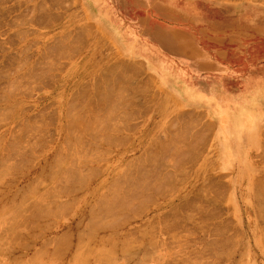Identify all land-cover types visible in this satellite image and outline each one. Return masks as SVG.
<instances>
[{"label":"rangeland","instance_id":"rangeland-1","mask_svg":"<svg viewBox=\"0 0 264 264\" xmlns=\"http://www.w3.org/2000/svg\"><path fill=\"white\" fill-rule=\"evenodd\" d=\"M0 102V264H264V0H0Z\"/></svg>","mask_w":264,"mask_h":264},{"label":"bare ground","instance_id":"bare-ground-1","mask_svg":"<svg viewBox=\"0 0 264 264\" xmlns=\"http://www.w3.org/2000/svg\"><path fill=\"white\" fill-rule=\"evenodd\" d=\"M84 35H85V34H84ZM62 40H63V39H62ZM65 40H66V39H65ZM63 42H64V41H63ZM57 44H58V43H57ZM49 45H50V44H49ZM52 45H53V44H52ZM80 45H81V44H80ZM53 49H54V48H53ZM76 50H77V49H76ZM29 69H30V68H29ZM125 69H126V68H125ZM17 70H18V69H17ZM136 70H137V68H135V71H136ZM49 71H50V70H49ZM30 72H31V71H30ZM127 74H128V73H127ZM19 75H20V74H19ZM125 75H126V74H125ZM26 77H27V76H26ZM53 77H54V76H53ZM33 80H34V79H33ZM37 81L39 82V80H37ZM42 81H43V80H42ZM42 81H41V82H42ZM78 81H79V80H78ZM33 82H34V81H33ZM44 82H45V81H44ZM64 82H65V81H64ZM107 82H108V81H107ZM72 84H73V83H72ZM101 84H102V83H101ZM37 85H38V84H37ZM42 85H44V84L42 83ZM42 88H43V87H42ZM9 89H11V88H9ZM44 89H45V88H44ZM87 90H88V89H87ZM59 91H60V90H59ZM93 91H94V90H93ZM74 92H75V91H74ZM91 92H92V91H91ZM105 92H106V91H105ZM71 93H72V92H71ZM93 93H94V92H93ZM111 93H112V92H111ZM8 94H9V93H8ZM92 95H93V94H92ZM90 97H91V96H90ZM114 97H116V96H114ZM12 98H13V97H12ZM15 98H16V96H15ZM21 99H22V98H21ZM69 99H70V98H69ZM11 100H14V99H11ZM84 100H85V99H84ZM70 101H72V100H70ZM99 101H100V100H99ZM104 101H105V100H104ZM115 101H117V100H115ZM74 102H75V101H74ZM84 102L86 103V101H84ZM107 102H108V101H107ZM110 102H111V101H110ZM0 103H1V102H0ZM67 103H68V102H67ZM104 103H105V102H104ZM116 103H117V102H115V104H116ZM2 104H3V102H2ZM56 104H57V103H56ZM82 104H83V103H82ZM66 105H67V104H66ZM71 105H72V104H71ZM88 105H90V104H88ZM109 105H110V104H109ZM67 106H68V105H67ZM82 106H83V105H82ZM90 106H91V105H90ZM104 106H105V105H104ZM111 106H112V105H111ZM111 106H110V107L108 106L109 109L111 108ZM113 106H114V105H113ZM117 106H118V105H117ZM120 106H121V105H120ZM120 106H119V107H120ZM52 107H53V106H52ZM86 107H87V106H86ZM86 107H85V109H87ZM0 108H1V107H0ZM59 108H60V107H59ZM262 108H263V107H262ZM88 109H89V106H88ZM88 109H87V111H88ZM106 109H107V108H106ZM109 109H108V110H109ZM111 109H112V108H111ZM6 110H7V109H5L4 111H6ZM90 110H91V108H90ZM92 110H93V109H92ZM115 110L118 111V109H115ZM130 110H131V109H130ZM46 111H47V110H46ZM48 111H49V110H48ZM68 111H69V110H68ZM75 111H76V110H75ZM87 111H86V112H87ZM109 111H111V110H109ZM64 112H65V111H64ZM69 112H70V111H69ZM113 112H114V111H112V113H113ZM61 113H62V112H61ZM87 113H88V112H87ZM89 113H90V112H89ZM107 113H108V112H107ZM107 113H106V115H107ZM115 113H116V112H115ZM92 114H93V113H92ZM99 114H100V113H99ZM110 114H111V113H110ZM110 114L108 113L109 116H110ZM117 114H118V113H117ZM95 115H96V114H95ZM114 115H115V114H113V116H114ZM39 116H40V115H39ZM92 116H93V115H92ZM109 116H108V117H109ZM247 116H248V115H247ZM64 117H66V114H65ZM71 117H72V116H71ZM84 117H85V115H84ZM42 118H43V117H42ZM77 118H78V117H77ZM77 118H76V119H77ZM82 118H83V117H82ZM94 118H96V117H94ZM109 118H110V117H109ZM23 119H24V118H23ZM39 119H40V118H39ZM64 119H65V118H64ZM80 119H81V118H80ZM104 119H105V118H104ZM246 119H247V118H246ZM248 119H249V118H248ZM44 120H45V119H43V121H44ZM72 120H75V117H74V119H72ZM78 120H79V118H78ZM86 120H87V119H86ZM227 120H228V119H227ZM20 121H22V120H20ZM48 121H49V120H47V121H45V122H48ZM79 121H80V120H79ZM101 121H102V119H101ZM101 121H100V122H101ZM104 121H105V120H104ZM128 121H129V120H128ZM73 122H74V121H72V124H73ZM80 122H81V121H80ZM96 122H99V121L96 120ZM130 122H131V121H130ZM207 122H208V121H207ZM260 122H261V121H260ZM43 123H44V122H43ZM93 123H94V122H93ZM93 123H92V125H94ZM44 124H45V123H44ZM72 124H71V125H72ZM87 124H88V123H87ZM79 125H80V124H79ZM79 125H77V126H78V129H79ZM88 125H89V124H88ZM194 125H195V124H194ZM210 125H211V124H210ZM210 125H209V127H211ZM42 126H43V125H42ZM66 126H67V125H66ZM74 126H75V125H74ZM98 126H99V124H98ZM98 126H96V127H98ZM40 127H41V126H40ZM48 127H49V126H48ZM82 127H83V126H82ZM102 127H103V126H102ZM172 127H174V125H173ZM36 128H37V127H36ZM63 128H64V127H63ZM74 128H75V127H74ZM74 128L72 129L73 131H71V132H74ZM91 128H92V126H91ZM64 129H65V128H64ZM66 129L68 130V128H66ZM78 129H77V131H78ZM81 129H82V128H81ZM98 129H99V128H98ZM98 129H97V130H98ZM102 129H103V128H102ZM102 129H101V130H102ZM40 130H41V129H40ZM43 130H44V128H43ZM47 130H48V129H47ZM75 130H76V129H75ZM110 130H111V129H110ZM209 130H210V129H209ZM16 131H17V130H16ZM16 131H15V132H16ZM45 131H46V130H45ZM85 131H86V130H85ZM85 131H83V132H85ZM91 131H92V130H91ZM91 131H90V132H91ZM103 131H104V130H103ZM108 131H109V130H108ZM202 131H203V130H202ZM17 132H18V131H17ZM64 132H65V131H64ZM78 132H79V131H78ZM90 132H89V133H90ZM98 132H99V131H98ZM104 132H105V131H104ZM173 132H174V131H173ZM68 133H69V132H68ZM74 133H75V132H74ZM76 133H77V132H76ZM85 133H86V132H85ZM101 133H102V132H101ZM184 133H185V132H184ZM30 134H31V133H30ZM48 134H49V133H48ZM72 134H73V133H72ZM78 134H79V133H78ZM81 134H82V133H81ZM91 134H92V133H91ZM113 134H114V133H113ZM166 134H167V133H166ZM176 134H178V133H176ZM238 134H239V133H238ZM240 134H241V133H240ZM39 135H41V134H39ZM68 135H69V134H68ZM76 135H77V134H76ZM102 135H103V134H102ZM106 135H107V134H106ZM31 136H32V135H31ZM65 136H66V135H65ZM77 136H78V135H77ZM80 136H81V135H80ZM82 136H85V135L82 134ZM88 136L92 137L93 135L91 136V135L88 134ZM103 136H104V135H103ZM187 136H188V135H187ZM206 136H207V135H206ZM206 136H205V137H206ZM11 137H12V136H11ZM62 137H63V136H62ZM73 137H74V136H73ZM39 138H40V137H39ZM43 138H44V137H43ZM66 138H67V136H66ZM74 138H75V137H74ZM93 138H94V137H93ZM110 138H111V136H110ZM170 138H171V137H170ZM179 138H180V137H179ZM255 138H256V137H255ZM48 139H49V138H48ZM48 139H47V140H48ZM64 139H65V138H64ZM83 139H84V138H83ZM94 139H95V138H94ZM108 139H109V138H108ZM200 139H201V138H200ZM38 140H39V139H38ZM70 140H71V139H70ZM73 140H75V139H73ZM85 140H86V139H85ZM91 140H92V139H91ZM96 140H97V139H96ZM62 141H63V140H62ZM77 141H78V140H77ZM81 141L83 142V140H81ZM99 141H100V139L98 140V142H99ZM105 141H106V140H105ZM105 141H104V142H105ZM108 141H109V140H108ZM16 142H17V141H16ZM22 142H23V141H22ZM41 142H42V141H41ZM89 142H91V141H89ZM98 142H97V143H98ZM188 142H189V141H188ZM35 143H36V142H35ZM66 143H67V142H66ZM109 143H110V142H109ZM193 143H194V142H193ZM23 144H24V143H23ZM31 144H32V143H31ZM63 144H64V143H63ZM68 144H69V143H68ZM84 144H85V143H84ZM89 144H90V143H89ZM99 144H100V143H99ZM102 144H103V143H102ZM119 144H120V143H119ZM170 144H171V143H170ZM187 144H188V143H187ZM191 144H192V142H191ZM199 144H200V143H199ZM33 145H34V143H33ZM33 145H32V146H33ZM35 145H36V144H35ZM64 145H65V144H64ZM80 145H81V144H80ZM94 145H97V144H94ZM181 145H182V144H181ZM196 145H197V143H196ZM23 146H24V145H23ZM83 146H84V145H83ZM89 146H90V145H89ZM98 146H99V145H98ZM119 146H120V145H119ZM188 146H189V145H188ZM64 147H65V146H64ZM64 147H63V148H64ZM73 147H74V146H73ZM76 147H77V146H76ZM86 147H87V146H86ZM193 147H194V145H193ZM2 148H3V147H2ZM31 148H32V147H31ZM81 148H82V147H80V148H78V149L81 150ZM91 148H92V147H91ZM93 148H94V147H93ZM189 148H190V146H189ZM32 149H33V148H32ZM60 149L63 150L62 148H60ZM65 149H66V147H65ZM72 149H73V148H71V150H72ZM76 149H77V148H76ZM163 149H164V148H163ZM184 149H185V148H184ZM187 149H188V148H187ZM193 149H194V148H193ZM23 150H24V149H23ZM23 150H22V151H23ZM25 150H26V149H25ZM25 150H24V152H25ZM66 150H67V149H66ZM74 150H75V149H74ZM91 150H92V149H91ZM94 150H95V149H94ZM99 150H100V149H99ZM167 150H168V149H167ZM22 151H21V152H22ZM63 151H64V150H63ZM75 151L77 152L78 150H75ZM102 151H104V150H102ZM185 151H186V149H185ZM44 152H46V151H44ZM78 152H79V151H78ZM83 152H84V151H83ZM4 153H5V152H4ZM42 153H43V152H42ZM60 153H61V151H60ZM96 153H98V152H96ZM183 153H184V152H183ZM188 153H189V152H188ZM6 154H7V152H6ZM19 154H20V153H19ZM56 154H57V153H56ZM100 154H101V155H100ZM100 154H99V156H98L99 158H98L97 156H95V157H97L98 160H100V156H102L103 153H100ZM104 154H105V153H104ZM104 154H103V155H104ZM107 154H108V153H107ZM107 154H106V155H107ZM185 154H186V153H185ZM2 155H3V154H2ZM16 155H17V153H16ZM21 155H22V154H21ZM57 155H58V154H57ZM61 155H62V154H61ZM64 155L66 156V154H64ZM68 155H69V154H68ZM68 155H67V156H68ZM161 155H162V154H161ZM161 155H160V156H161ZM237 155H238V154H237ZM53 156H54V155H53ZM180 156H181V155H180ZM180 156H179V157H180ZM1 157H2V156H1ZM17 157H18V156H17ZM41 157H42V156H41ZM46 157H47V156H46ZM57 157L59 158V156H57ZM95 157H94V158H95ZM104 157H105V156H104ZM18 158H19V157H18ZM26 158H27V157H26ZM38 158H39V157H38ZM79 158H81V157H79ZM84 158H85V157H84ZM172 158H173V157H172ZM177 158H178V156H177ZM0 159H1V158H0ZM16 159H17V158H16ZM27 159H28V158H27ZM42 159H43V158H42ZM45 159H46V158H44V161H45ZM59 159H60V158H59ZM59 159H58V160H59ZM73 159H74V158H73ZM73 159H72V160H73ZM178 159H179V158H178ZM181 159H182V157H181ZM47 160H48V159H47ZM81 160H82V159H81ZM95 160H96V159H95ZM104 160H105V159H104ZM106 160H107V159H106ZM152 160H153V159H152ZM166 160H167V159H166ZM176 160H177V159H176ZM176 160H175V162H177ZM179 160H180V159H179ZM37 161H38V160H37ZM55 161H57L56 156H55ZM60 161H61V160H60ZM78 161H79V160H78ZM96 161H97V160H96ZM101 161H102V160H101ZM181 161H182V160H181ZM48 162H49V161H48ZM88 162H89V161H88ZM94 162H95V161H94ZM99 162H100V161H99ZM143 162H144V161H143ZM145 162H146V161H145ZM167 162H168V161H167ZM5 163H6V162H5ZM43 163H44V162H43ZM49 163H50V162H49ZM57 163H58V168L62 169L61 167H59L60 162L57 161L56 164H57ZM71 163H72V162H71ZM92 163H93V161H92ZM162 163H163V162H162ZM164 163H165V162H164ZM14 164H15V163H14ZM20 164H21V163H20ZM28 164H29V163H28ZM56 164H55V165H56ZM62 164H63V163H61V166H62ZM95 164H96V162H95ZM143 164H144V163H143ZM172 164H173V162H172ZM176 164H179V163H176ZM183 164H184V163H183ZM9 165H10V164H9ZM11 165H12V164H11ZM48 165H49V164H48ZM70 165H71V164H70ZM74 165H76V164H74ZM145 165H146V164H145ZM5 166H6V164H5ZM7 166H8V165H7ZM41 166H43V165H41ZM63 166H66V167H67L68 164H67V165L65 164V165H63ZM81 166H83V165H81ZM84 166H85V164H84ZM93 166H94V165H93ZM139 166H140V165H139ZM8 167H9V166H8ZM13 167H14V166H13ZM13 167H12V168H13ZM51 167H52V166H51ZM66 167H64V168L66 169ZM68 167H69V166H68ZM71 167H72V166H71ZM170 167H171V166H170ZM4 168H6V167H4ZM9 168H11V167H9ZM74 168H75V167H74ZM81 168H82V167H81ZM88 168H89V167H88ZM95 168H96V167H95ZM56 169H57V167H56ZM91 169H92V168H91ZM91 169L89 168V170H91ZM134 169H135V168H134ZM175 169H177V168H175ZM7 170H8V169H7ZM11 170H12V169H11ZM11 170H10V171H11ZM67 170H68V169H67ZM78 170H79V168H78ZM81 170H82V169H81ZM94 170H96V169H94ZM151 170H152V169H151ZM52 171H53V170H52ZM72 171H74V170H72V168H71V169H70V173H71ZM75 171H77V170H75ZM91 171H92V170H91ZM170 171H172V169H171ZM170 171H169V172H170ZM58 172H59V171H58ZM79 172H80V170H79ZM88 172H90V171H88ZM167 172H168V171H167ZM167 172H166V174H168ZM59 173H61V172H59ZM64 173H66V172H64ZM67 173H68V171H67ZM67 173H66V174H67ZM80 173H81V172H80ZM80 173H79V174H80ZM90 173H91V172H90ZM148 173H149V172H148ZM162 173H163V172H162ZM172 173H173V171H172ZM190 173H191V172H190ZM71 174H72V173H71ZM81 174H82V173H81ZM83 174H84V173H83ZM88 174H89V173H88ZM92 174H93V173H92ZM139 174H140V173H139ZM169 174H170V173H169ZM53 175H54V174H53ZM53 175H52V176H53ZM77 175H78V174H77ZM90 175H91V174H90ZM154 175H155V174H154ZM170 175H172V174H170ZM170 175H169V176H170ZM4 176H5V174H4ZM14 176H15V175H14ZM64 176H66V175L64 174ZM69 176H70V175H69ZM79 176H80V175H79ZM85 176H86V175H85ZM165 176H167V175H165ZM56 177H57V174H56ZM56 177H55V179H56ZM62 177H63V176H62ZM87 177H89V176L87 175ZM51 178H52V177H51ZM72 178H73V177H72ZM78 178H79V177H78ZM135 178H136V177H135ZM166 178H168V177H166ZM257 178H258V177H256V179H257ZM73 179H74V178H73ZM171 179H173V178H171ZM182 179H183V178H182ZM38 180H39V179H38ZM43 180L45 181L46 179H43ZM50 180H52V179H50ZM53 180H54V179H53ZM59 180H60V179H59ZM81 180H82V179H81ZM83 180H84V179H83ZM117 180H118V179H117ZM169 180H170V179H169ZM55 181L57 182V179H56ZM66 181H67V180H66ZM146 181H147V180H145L144 182H146ZM170 181H171V180H170ZM262 181H263V180H262ZM115 182H116V181H115ZM136 182H137V181H136ZM175 182H176V181H175ZM47 183H48V181H47ZM49 183H50V182H49ZM52 183H54V182H52ZM57 183H58V182H57ZM69 183H70V182H69ZM72 183H73V181H72ZM86 183H87V182H86ZM138 183H139V182H138ZM164 183H165V182H164ZM164 183H163V184H164ZM263 183H264V182H263ZM55 184H56V183H55ZM80 184H81V183H80ZM113 184H114V183H113ZM144 184H145V183H144ZM156 184H157V183H156ZM40 185H41V183H40ZM111 185H112V183H111ZM114 185H115V184H114ZM140 185H142V182L140 183ZM262 185H263V184H262ZM80 186H81V185H80ZM112 186H113V185H112ZM135 186H136V185H135ZM138 186H139V185H138ZM152 186H153V185H152ZM58 187H59L58 189L60 190V185H58ZM150 187H151V186H150ZM150 187H147V188L149 189ZM175 187H176V186H175ZM261 187H262V186H261ZM37 188H39V185H38ZM62 188H63V187H62ZM69 188H70V187H69ZM76 188H77V187H76ZM116 188H117V186H116ZM140 188H141V186H140ZM142 188H143V186H142ZM144 188H145V187H144ZM147 188H146V189H147ZM162 188H163V187H162ZM256 188H257V187H256ZM263 188H264V187H263ZM56 189H57V188H56ZM56 189H55V190H56ZM58 189H57V192H59V193H60V192H63V191H59ZM74 189H75V187H74ZM113 189H114V188H113ZM156 189H157V187H156ZM160 189H161V188H160ZM259 189H260V188H259ZM34 190H35V189H34ZM47 190H48V189H47ZM50 190H51V189H50ZM53 190H54V189H52V191H53ZM55 190H54L53 194L56 193ZM138 190H139V189H137V191H138ZM149 190H150V189H149ZM36 191H37V190H36ZM118 191H119V190H118ZM124 191H125V190H124ZM140 191H142V190H140ZM140 191H139V192H140ZM158 191H159V190H158ZM32 192H33V191H32ZM64 192H65V191H64ZM68 192H69V191H68ZM113 192H114V191H113ZM143 192H144V191H143ZM161 192H162V191H161ZM161 192H160V193H161ZM66 193H67V192H66ZM107 193H108V192H107ZM114 193H115V192H114ZM165 193H166V192H165ZM31 194H32V193H30V195H31ZM33 194H35V193L33 192ZM37 194H38V193H37ZM57 194H58V193H57ZM68 194H69V193H68ZM72 194H73V193H72ZM116 194H117V193H116ZM121 194H122V193H121ZM139 194L141 195L142 193H139ZM145 194H146V193H145ZM44 195H45V194H44ZM47 195H48V194H47ZM60 195H61V194H60ZM65 195H67V194H65ZM102 195H103V194H102ZM109 195H110V194H109ZM112 195H113V194H112ZM152 195H153V194H152ZM27 196H28V195H27ZM31 196H32V195H31ZM45 196H46V195H45ZM57 196H58V195H57ZM142 196H143V195H142ZM144 196H145V195H144ZM153 196H154V195H153ZM163 196H164V195H163ZM43 197H44V196H43ZM58 197H59V196H58ZM66 197H67V196H66ZM101 197H103V198L106 197V198H107L106 195H105V196H101ZM101 197H100V198H101ZM116 197H117V195H116ZM125 197H126V196H125ZM125 197H124V198H125ZM145 197H146V196H145ZM54 198H55V197H54ZM62 198H63V197H62ZM70 198H71V197H70ZM106 198H105V199H106ZM126 198H127V197H126ZM147 198H148V196H147ZM25 199H26V198H25ZM52 199H53V198H52ZM72 199H73V198H72ZM101 199H102V198H101ZM23 200H24V199H23ZM41 200H42V198H41ZM41 200H40V201H41ZM46 200H47V199H46ZM98 200H99V199H98ZM108 200H109V199H108ZM108 200H107V201H108ZM121 200H122V199H121ZM127 200H128V198H127ZM155 200H156V199H155ZM21 201H22V200H21ZM35 201H36V200H35ZM72 201H73V200H72ZM72 201H70V202L72 203ZM101 201H102V200H101ZM112 201H113V200H112ZM112 201H111V202H112ZM122 201H123V200H122ZM68 202H69V201H68ZM103 202H104V201H103ZM109 202H110V200H109ZM126 202L129 203L128 201H126ZM42 203H43V202H42ZM48 203H49V202H48ZM66 203H67V202H66ZM71 203H70V205H71ZM113 203H114V202H113ZM133 203H134V202H133ZM193 203H194V202H193ZM33 204H34V203H33ZM63 204H64V203H63ZM103 204H105V203H103ZM121 204H122V203H121ZM23 205H24V204H23ZM65 205H66V204H65ZM67 205H69V204L67 203ZM116 205H117V204H116ZM119 205H120V204H119ZM122 205H123V204H122ZM122 205H120V206H122ZM48 206H49V205H48ZM52 206H53V205H52ZM96 206H97V205H96ZM108 206H109V205H108ZM110 206H113V204L110 205ZM114 206H115V205H114ZM117 206H118V205H117ZM123 206H124V205H123ZM13 207H14V206H13ZM13 207H12V208H13ZM17 207H19V206H17ZM61 207H62V206H61ZM67 207H68V206H67ZM125 207L127 208L126 204H125ZM112 208H113V207H112ZM120 208H121V207H120ZM258 208H259V207H258ZM2 209H3V208H2ZM48 209H49V208H48ZM51 209H52V208H51ZM51 209H50V210H51ZM56 209H57V208H56ZM56 209H55V210H56ZM97 209H98V207H97ZM109 209H110V208H109ZM117 209H118V208H117ZM117 209H114V210L116 211ZM139 209H140V208H139ZM260 209H261V208H260ZM8 210H9V209H8ZM19 210H20V209H19ZM25 210H26V208H25ZM25 210H24V211H25ZM34 210H35V209H34ZM44 210H45V209H44ZM55 210H54V211H55ZM112 210H113V209H112ZM16 211H17V210H16ZM40 211H41V209H40ZM54 211H52V212H54ZM59 211H60V210H59ZM117 211H120V210H117ZM258 211H259V210H258ZM1 212H2V210H1ZM27 212H30V211H27ZM46 212H47V211H46ZM56 212H57V211H56ZM90 212H91V211H90ZM16 213H17V212H16ZM58 213H60V212H58ZM61 213H62V212H61ZM115 213H117V212H115ZM41 214H42V213H41ZM46 214H47V213H46ZM48 214H49V213H48ZM51 214H52V213H51ZM118 214H119V213H118ZM122 214H123V213H122ZM124 214H125V213H124ZM262 214H263V213H262ZM21 215H22V214H21ZM21 215H20V216H21ZM44 215H45V214H44ZM59 215H60V214H59ZM115 215H117V214H115ZM115 215H114V216H115ZM134 215H135V214H134ZM23 216H24V214H23ZM50 216H51V215H50ZM62 216H63V215H62ZM119 216H120V214H119ZM136 216H137V215H136ZM141 216H142V215H141ZM259 216H260V215H259ZM91 217L93 218V216H91ZM116 217H118V215H117ZM133 217H134V216H133ZM94 218H95V217H94ZM121 218H122V217H121ZM121 218H120V219H121ZM13 219H15V218H13ZM16 219H17V218H16ZM96 219H97V218H96ZM11 220H12V219H11ZM93 220H95V219H93ZM97 220H98V219H97ZM112 220L114 221V219H112ZM132 220H133V219H132ZM168 220H169V219H168ZM262 220H263V219H262ZM13 221H14V220H13ZM100 221H101V220H100ZM115 221H116V220H115ZM188 221H189V220H188ZM190 221H191V220H190ZM19 222H21V221H19ZM22 222H23V221H22ZM50 222H51V221H50ZM56 222H57V221H56ZM90 222H91V221H90ZM94 222H95V221H94ZM103 222H104V221H103ZM196 222H197V221H196ZM92 223H93V222H92ZM95 223H96V222H95ZM201 223H202V222H201ZM90 224H91V223H90ZM13 225H15V224H13ZM17 225H19V224H17ZM91 225H92V224H91ZM93 225H94V224H93ZM97 225H100V224H97ZM97 225H96V226H97ZM111 225H112V223L110 222V227H111ZM206 225H207V224H206ZM11 226H12V225H11ZM20 226H21V224H20ZM31 226H32V225H31ZM104 226H106V225H104ZM107 226H108V225H107ZM260 226L262 227V225H260ZM13 227H14V226H13ZM17 227H18V226H17ZM97 227H100V226H97ZM102 227H103V226H102ZM145 227H146V226H145ZM6 228H7V227H6ZM100 228H101V227H100ZM104 228H105V227H104ZM106 228H107V227H106ZM108 228H109V227H108ZM213 228H214V227H213ZM259 228H260V227H259ZM14 229H16V228H14ZM14 229L12 228V230H14ZM93 229H97V228H93ZM261 229H262V228H261ZM8 230H9V229H8ZM27 230H28V229H27ZM187 230H188V229H187ZM219 230H220V229H219ZM10 231H11V229H10ZM228 231H229V230H228ZM12 232H14V231H12ZM16 233H17V232H16ZM91 233H92V232H91ZM214 233H215V232H214ZM260 233H262V231H260ZM263 234H264V233H263ZM82 236H83V235H82ZM167 236H168V235H167ZM87 237H88V236H87ZM159 237H160V236H159ZM2 238H3V237H2ZM88 238H89V237H88ZM128 238H129V237H128ZM214 238H215V237H214ZM226 238H227V237H226ZM131 239H132V238H131ZM133 239H134V238H133ZM11 240H12V238H11ZM62 240H63V239H62ZM65 240H66V239H65ZM262 240H263V239H262ZM152 241H154V240H152ZM172 241H173V240H172ZM175 241H177V240H175ZM83 242H84V241H82V243H83ZM166 242H167V241H166ZM220 242H221V241H220ZM80 243H81V242H80ZM80 243H79V245H80ZM106 243H107V242H106ZM131 243H132V242H131ZM149 243H150V242H149ZM151 243H152V242H151ZM172 243H173V242H172ZM6 244H7V243H6ZM6 244H5V245H6ZM16 244H17V243H16ZM16 244H15V245H16ZM128 244H129V243H128ZM128 244H127V246H129ZM136 244H137V243H136ZM139 244H141V243H139ZM139 244H138V245H139ZM155 244H157V243H155ZM134 245H135V242H134ZM138 245H137V246H138ZM173 245H174V243H173ZM122 246H123V245H122ZM130 246H131V245H130ZM140 246H141V245H140ZM175 246H176V245H175ZM177 246H178V245H177ZM10 247H11V246H10ZM79 247H80V246H79ZM81 247H82V246H81ZM131 247H132V246H131ZM153 247H154V246H153ZM119 248H120V247H119ZM166 248H167V247H166ZM231 248H232V247H231ZM233 248H234V247H233ZM6 249H7V248H6ZM128 249H130V248H128ZM8 250H9V249H8ZM76 250H77V249H76ZM78 250H79V249H78ZM108 250H109V249H108ZM168 250H169V249H168ZM37 251H38V250H37ZM83 251H84V250H83ZM85 251H86V248H85ZM109 251H110V250H109ZM109 251H108V252H109ZM113 251H114V249H113ZM122 251H123V250H122ZM125 251H127V249H126ZM125 251H124V252H125ZM1 252H2V251H1ZM77 252H78V251H77ZM87 252H88V251H87ZM102 252H103V251H102ZM111 252H112V251H111ZM111 252H109L108 254L111 255ZM127 252H128V251H127ZM194 252H195V251H194ZM7 253H8V252H7ZM36 253H38V252H36ZM89 253H90V251L86 254L87 257H88V254H89ZM148 253H149V252H148ZM2 254H3V253H2ZM75 254H77V253H75ZM75 254H74V255H75ZM81 254H82V253H81ZM97 254H98V253H97ZM108 254H107V255H108ZM112 254H113V253H112ZM114 254H115V253H114ZM114 254H113V255H114ZM99 255H100V254H98L97 256H99ZM101 255L103 256L104 254L102 253ZM101 255H100V256H101ZM107 255H106V257H105V259L107 258L106 260L104 259V256L102 257V258H103V261H104L105 263H106V261H108V262L111 263V262H112L111 259H113V257H112V258L110 257V258H109L110 261H109ZM127 255H128V253H127ZM129 255H130V254H129ZM186 255H187V254H186ZM186 255H185V256H186ZM51 256H53V255H51ZM89 256H92V257H93V255H89ZM35 257L37 258V256H35ZM73 257H74V256H73ZM146 257H147V256H146ZM187 257H188V256H187ZM47 258H48V257H47ZM80 258H81V257H80ZM94 258H95V257H94ZM31 259H33V258H31ZM85 259H86V258H85ZM95 259H96V258H95ZM95 259H94V262L97 260V259H96V260H95ZM98 260H99V258H98ZM101 260H102V259H101ZM148 260H149V259H148ZM86 261H87V260H86ZM103 261H102V262H103ZM29 262H30V261H29ZM36 262H37V261H36ZM87 262H88V261H87ZM96 262H98V261H96ZM104 262H103V263H104ZM34 263H35V262H34ZM37 263H38V262H37ZM37 263H36V264H37ZM78 263H79V262H78ZM105 263H104V264H105ZM110 263H108V264H110ZM81 264H83V259H82V263H81ZM93 264H94V263H93ZM100 264H102V263H100ZM164 264H165V263H164ZM179 264H180V263H179ZM181 264H182V263H181Z\"/></svg>","mask_w":264,"mask_h":264}]
</instances>
